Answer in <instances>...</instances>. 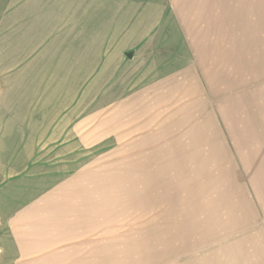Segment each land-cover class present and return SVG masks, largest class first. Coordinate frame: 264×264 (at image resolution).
<instances>
[{
	"label": "rangeland",
	"instance_id": "rangeland-1",
	"mask_svg": "<svg viewBox=\"0 0 264 264\" xmlns=\"http://www.w3.org/2000/svg\"><path fill=\"white\" fill-rule=\"evenodd\" d=\"M70 1L0 0V264H264V0Z\"/></svg>",
	"mask_w": 264,
	"mask_h": 264
},
{
	"label": "crops",
	"instance_id": "crops-1",
	"mask_svg": "<svg viewBox=\"0 0 264 264\" xmlns=\"http://www.w3.org/2000/svg\"><path fill=\"white\" fill-rule=\"evenodd\" d=\"M73 1V2H72ZM207 1L205 4H200L198 5V7L200 8V10L194 15L192 16L193 19L195 20H190L193 22V27H194V35H193V41L190 39V42L194 43L195 46L197 45H202L203 41L205 40H215L219 34V29L218 28H214L211 29L213 23H212V18H214L216 21L221 20V14L220 12L214 8L211 7L209 10V16H208V27H209V31L207 32L203 23L200 22V19L202 17V21H205V12H206V7L212 5V0H204ZM224 0H216L214 3L217 5H220ZM102 5L103 7H101V1L99 0H85L83 2V0H71L70 4H68V7L72 10L70 11H74V12H94L97 16V18L102 19L101 16L102 13H112L113 17H112V21H109L108 23H106V26H122V27H126L127 26H135L132 25V21H135L137 16H132L133 12H144L145 15H143L144 18V28H150L152 25V23H150L151 20H157L158 18L160 19L163 15V13H165L166 11L169 10V6L171 5H175V7L181 11H186L188 10L189 13L193 12L192 10H189L190 7H193L195 3H198L199 0H149L146 3V9L143 10L141 9L143 4H132L130 0H112V4H108L106 3V1H102ZM107 5V7H106ZM85 6H87L85 8ZM139 6V7H138ZM109 7V8H108ZM215 9L217 11H212V9ZM203 12V14H202ZM211 12V13H210ZM158 19V20H159ZM130 22V23H127ZM84 25V24H83ZM156 24H154L155 26ZM218 25V24H216ZM153 26V27H154ZM187 38V37H186ZM188 40V39H187ZM202 43V44H201ZM197 46V49H200V47ZM203 48H201V52ZM205 50V49H204ZM206 58L204 57L203 60H205Z\"/></svg>",
	"mask_w": 264,
	"mask_h": 264
}]
</instances>
